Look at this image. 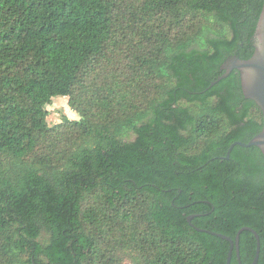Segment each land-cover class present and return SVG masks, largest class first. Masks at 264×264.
Wrapping results in <instances>:
<instances>
[{"label":"trees","instance_id":"1","mask_svg":"<svg viewBox=\"0 0 264 264\" xmlns=\"http://www.w3.org/2000/svg\"><path fill=\"white\" fill-rule=\"evenodd\" d=\"M263 6L0 0V264H226L246 226L264 264V153L227 158L264 113L238 69L211 86ZM57 96L79 119L49 125Z\"/></svg>","mask_w":264,"mask_h":264},{"label":"water","instance_id":"2","mask_svg":"<svg viewBox=\"0 0 264 264\" xmlns=\"http://www.w3.org/2000/svg\"><path fill=\"white\" fill-rule=\"evenodd\" d=\"M256 36L258 45L254 54L248 59H241L240 57L234 56L229 62L223 64V68L226 69L227 72L221 75L217 80L213 81L211 86L228 77L234 69H238L241 73L242 88L245 97L256 101L264 113V6L258 22ZM236 145L245 147L257 146L264 153V127L262 131L254 136L249 142L245 143L242 141H235L232 143L228 150L227 158L231 156V152ZM194 217V214L190 215L188 220L191 222ZM199 230L205 231L204 229L200 228ZM244 230L253 232L257 239V251L252 264H259L261 254V238L258 232L249 226L241 228L236 236V239H233L232 237L222 233H215L231 243L226 264L232 263L235 250L239 263L243 264L240 252V235Z\"/></svg>","mask_w":264,"mask_h":264},{"label":"rangeland","instance_id":"3","mask_svg":"<svg viewBox=\"0 0 264 264\" xmlns=\"http://www.w3.org/2000/svg\"><path fill=\"white\" fill-rule=\"evenodd\" d=\"M48 109L50 112L48 116L49 125H54L55 123L60 122L64 116H68L72 119H79L80 117L79 114L70 107L68 97H54L53 103ZM132 138H134V136Z\"/></svg>","mask_w":264,"mask_h":264},{"label":"flooded vegetation","instance_id":"4","mask_svg":"<svg viewBox=\"0 0 264 264\" xmlns=\"http://www.w3.org/2000/svg\"><path fill=\"white\" fill-rule=\"evenodd\" d=\"M230 61V60H229Z\"/></svg>","mask_w":264,"mask_h":264}]
</instances>
